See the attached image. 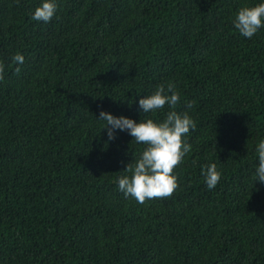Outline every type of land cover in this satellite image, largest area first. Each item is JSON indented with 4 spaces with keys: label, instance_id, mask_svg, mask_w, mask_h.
Masks as SVG:
<instances>
[{
    "label": "trees",
    "instance_id": "trees-1",
    "mask_svg": "<svg viewBox=\"0 0 264 264\" xmlns=\"http://www.w3.org/2000/svg\"><path fill=\"white\" fill-rule=\"evenodd\" d=\"M38 2L0 0V264H264V26L231 23L255 0H57L47 23ZM168 83L191 150L171 195L137 203L115 178L144 145L96 116L162 119L136 101Z\"/></svg>",
    "mask_w": 264,
    "mask_h": 264
},
{
    "label": "clouds",
    "instance_id": "clouds-1",
    "mask_svg": "<svg viewBox=\"0 0 264 264\" xmlns=\"http://www.w3.org/2000/svg\"><path fill=\"white\" fill-rule=\"evenodd\" d=\"M57 0H39L30 14L34 21L47 23L57 14ZM231 23L244 37H252L264 26V0L238 7ZM16 64V71L24 61V56L16 52L11 57ZM3 71L0 66V72ZM180 101V94L173 83L167 87L157 86L150 94L140 96L136 101L141 113L164 112L162 119L140 118L135 120L124 114L115 115L101 109L96 118L103 122L109 140L116 131H127L137 143H143V150L127 163L121 175L115 178L116 187L125 197L131 196L137 203L154 197H167L177 187L174 167L190 152L187 133L196 127L195 121L188 111H176L175 105ZM131 103V102H130ZM186 108L191 107L187 101ZM257 163L254 168L255 181L264 183V136L255 143ZM201 175L207 188H213L220 179V171L215 163L209 162L201 166Z\"/></svg>",
    "mask_w": 264,
    "mask_h": 264
}]
</instances>
